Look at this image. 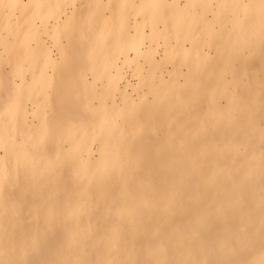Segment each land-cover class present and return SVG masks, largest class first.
<instances>
[{
    "label": "bare ground",
    "instance_id": "1",
    "mask_svg": "<svg viewBox=\"0 0 264 264\" xmlns=\"http://www.w3.org/2000/svg\"><path fill=\"white\" fill-rule=\"evenodd\" d=\"M61 1L0 2L13 11L0 42V138H39L22 175L10 163L16 183L0 186V264H264V0L244 14L238 66L215 51L207 16L220 54L210 62L184 54L205 46L201 25L166 27L181 40L166 60L140 48L137 21L118 56L51 46L43 35L68 17L43 11ZM182 2L168 1L166 25ZM227 3L207 11L219 24L234 20ZM87 69L92 80L79 82Z\"/></svg>",
    "mask_w": 264,
    "mask_h": 264
},
{
    "label": "rangeland",
    "instance_id": "2",
    "mask_svg": "<svg viewBox=\"0 0 264 264\" xmlns=\"http://www.w3.org/2000/svg\"><path fill=\"white\" fill-rule=\"evenodd\" d=\"M168 1L169 0H62L58 6H56L55 4L49 5L47 9L43 11V15H51L56 10H59L62 12L61 16L68 17V21H66L65 24H62V28L60 27L58 35L55 34L54 37H52L51 35L50 37L49 35H43L42 41L47 44H51L54 39L55 41L60 40V45L58 42L59 47H65L67 45V48H69V50H73V48L75 50L81 47L84 51L83 53H81V55L87 57L94 53V51H96L97 49H103V53L101 52L102 54L105 53V55L107 56L114 57L116 55L118 56L120 49L128 45V43L132 41L130 39L134 38L133 36H131V34H134V30L131 26H134V23L137 21L136 23L138 24L136 27V31L138 32V36H136V40L140 43V48L152 51L154 58H157L159 60L160 58H165L166 60L170 55H167L165 52L169 49L175 48L176 43L181 42V40L180 38L178 39L173 35V28L171 29L172 31L168 33H166L165 30L171 26H176V28L178 29L180 27L183 28L184 25L189 26L187 30H193L192 28L201 25L207 28V32L206 34L204 33L205 37L198 40V42L200 46H202L203 44L205 46L202 47L203 49L201 50V52H199V50L197 49L196 52L186 50V52L184 53L185 55H192L198 58L197 56L201 55L200 53L205 52L202 55V60H199L203 63L204 61H213L216 56H220L219 53L229 56L230 58L228 61L226 60V62H230L234 66H238L241 61H243V17L244 14H248L251 11L254 3L256 6H260V0H258L257 2L250 1L246 7H243V0H229V3L226 4L225 8L226 11H228L229 16L231 18H234V20L226 22L224 24H219L215 19H213L211 13H207L209 8L214 9L218 2H222L223 0H183L184 3H182L184 5V8L182 10V18H180L175 23L166 25V19L168 18ZM0 2L4 3V0L3 2L2 0H0ZM1 3L0 42H3L7 38L6 36L9 30L8 26L10 25L9 19L11 18L13 11L11 5L6 6L2 5ZM44 16L42 18V20H44V24H46L48 21H51L49 19H44ZM206 16L208 18L207 21H210L208 22V25L211 26L213 33H215V38L220 41L219 45L217 44V47H214L216 48L215 51H219V55L216 54L217 52L215 53L212 45L208 46L210 44L207 43L210 39L209 26L206 25L207 23H204V25L202 24L203 22L200 23V19ZM40 21L41 20H39V23ZM51 22L55 23L53 21ZM140 33H142L143 35H140ZM193 34L194 33L191 32L190 36H192ZM225 38L226 42L228 41L229 43H232V40L240 42V45L236 44L242 49V51L240 52V59L234 55V49L228 51L229 49L227 47H229V44L228 42H225ZM216 39L215 41L218 42ZM185 42V47L187 49L191 44H189L188 40ZM35 44L36 43L34 42L32 43V45ZM58 45L56 44L55 47L57 48ZM51 46L54 45L51 44ZM218 46L221 51L222 49H224L225 51L221 52ZM55 47H52L53 56L58 61L60 59V55L56 51ZM65 52H71L69 55H72L73 57L78 56L77 54L75 55V52L73 51L68 52L67 50L64 51L63 49L64 56ZM123 53V55H133V52L128 51L127 48H125V51H123ZM1 54L3 56L6 55L5 53ZM256 55L257 54L255 53L254 55H251V57H255ZM259 55L260 54H258L257 56ZM72 56L71 58H73ZM246 56L247 55L245 54L244 58H246ZM168 66L169 65H167V67ZM39 68L40 62L39 64H37L36 72H38ZM169 68L171 70L170 66ZM4 70L8 69L5 67ZM166 71V68L156 70L155 75H160V73L162 74V72ZM123 72L126 73L127 80L132 83L136 82V80L131 76V68H127L125 66L123 68ZM182 76L183 74L179 76L180 79L182 78ZM77 79L79 80V82L90 81L92 80V75L87 69ZM95 89L96 91H98L99 86L95 87ZM87 93L88 94L86 95L85 99L86 101H90V99H92V95L89 94V91H87ZM206 93L211 95L213 92L209 89L206 91ZM133 98L136 99L137 96L133 94ZM45 109H48L47 111L49 114L51 113L49 106H46ZM31 130H35V126H33ZM14 135H16V132L14 133ZM38 140L39 138L36 140L35 135L32 131L21 136H13L11 131V135L2 136V138H0V186L12 182L16 183V180L10 179V176H12L13 173L10 163H13L14 167L20 170L19 174L22 175L24 169L29 164L28 161H30L31 159L28 156L35 151V148L32 147V144L34 141L37 142ZM22 145H26V147L21 148ZM13 152H15V155H13V157L18 154L17 158L15 159L11 158V154ZM35 158L36 156H33L34 160Z\"/></svg>",
    "mask_w": 264,
    "mask_h": 264
}]
</instances>
